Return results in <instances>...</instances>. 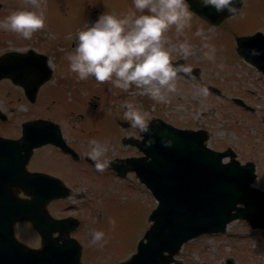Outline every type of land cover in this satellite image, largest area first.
Here are the masks:
<instances>
[{
	"label": "rangeland",
	"instance_id": "rangeland-1",
	"mask_svg": "<svg viewBox=\"0 0 264 264\" xmlns=\"http://www.w3.org/2000/svg\"><path fill=\"white\" fill-rule=\"evenodd\" d=\"M13 3L20 4L21 9H28L29 4V9L35 8L31 0H14ZM40 3L46 30L62 41L57 52L53 45L44 48L47 54L56 52L57 57L56 61L48 56L51 67L56 69L49 83L62 91L69 89L73 101H67L75 106L79 104L81 110L86 108L81 112L83 116L77 113L70 119L71 130L73 128L75 133L70 131L68 138L87 157L92 158L94 142L106 146L101 160L141 153L136 147L119 142L121 136H139V128L124 115L125 105L131 101L147 111L150 119L161 117L177 126L207 129L210 146L216 149L232 147L242 162L252 160L256 163V182L259 181L261 186L258 187L264 189V74L241 59L235 41V35L251 32L257 26L264 32V0H248L241 13L222 27L209 25L191 11L190 26L182 33L176 32L175 25L170 26L165 33V44L172 59H185L188 65L199 67L201 73L195 81L178 75L176 90L165 91L161 100H154L135 84L121 89L110 81H97L94 77L81 80L69 66L67 54L74 50L73 37L88 26L85 25L88 20L95 21L106 10L120 16L131 11L139 14L134 0H40ZM199 27L205 29L209 37L207 42L215 46L214 59L204 55V41L195 34ZM39 32L40 29L31 38L24 39L23 47L30 42L42 49L44 44L55 40ZM181 41L191 46L189 54L185 55L179 48ZM210 84L219 92L209 89ZM201 86L207 88L206 93L201 91ZM232 96H243L257 109H245L235 103ZM45 106L39 104L40 115L65 113H59L61 107L58 111L57 103H52L50 111H46ZM62 157L47 147L39 153L38 164L54 172L65 169L63 174L66 175L73 167L64 163ZM80 164L91 167L87 161ZM77 171L74 168L72 176L81 174L83 177L71 181L72 195L59 203V207L53 206L52 213L74 214L82 219L77 235L83 244V264H114L136 250L137 242L150 225L149 217L157 201L134 174L122 179L109 173L107 167L100 171L94 165L88 171L78 174ZM18 229L19 239L33 246L39 244L28 223H20ZM96 230L105 233L101 242L94 239ZM176 258L188 264H230V261L231 264H264V231L252 229L245 220H234L223 234L203 235L186 242Z\"/></svg>",
	"mask_w": 264,
	"mask_h": 264
},
{
	"label": "water",
	"instance_id": "water-1",
	"mask_svg": "<svg viewBox=\"0 0 264 264\" xmlns=\"http://www.w3.org/2000/svg\"><path fill=\"white\" fill-rule=\"evenodd\" d=\"M187 2L190 9L213 25H218L232 15L227 10L218 12L212 5H202L200 0ZM235 2L240 10L243 0ZM236 39L240 55L264 71V34L259 31L252 35L237 36ZM253 49L257 50L256 53ZM13 55L22 59L23 66L20 69L15 66L5 68L0 76H10L33 88L49 78L50 70L45 56L33 51ZM13 55L9 54L0 60L5 62ZM29 60H34L38 65L36 72L41 74L38 81L33 79L32 73L24 65ZM173 63L183 64L181 61ZM185 74L197 76L195 71ZM149 126L155 137L154 143L147 145L145 140L148 134L141 130L142 139L130 140L146 155L113 162V167L121 174L135 170L159 200L150 217L154 222L139 242L137 253L120 264H186L176 261L174 255L191 238L203 233L225 231L227 224L239 217L246 219L254 228L264 227V191L251 186L256 178L253 162L242 164L230 149L217 151L207 146L208 133L205 129L179 128L160 118H154ZM50 138L51 135L40 132L38 144L48 142ZM169 139L172 143L166 144L165 140ZM227 155H231V160L223 162ZM39 178L40 193L45 194H40L35 203L38 205V214H41L51 198L52 188H44L45 183L41 179L45 178L42 175ZM54 191V195L68 192L64 185L56 187ZM30 203L25 204V209L27 205V209L32 206ZM239 203L244 206H239ZM17 210L12 207L10 211L8 209L7 215ZM23 213L25 217L32 218L41 231L42 248L32 249L20 243L12 229L0 230V264H81V247L76 240L68 238L61 242L52 236L54 230L69 232L62 228V221L49 219V228L47 222L44 224L41 220V215L33 216L32 211Z\"/></svg>",
	"mask_w": 264,
	"mask_h": 264
},
{
	"label": "clouds",
	"instance_id": "clouds-1",
	"mask_svg": "<svg viewBox=\"0 0 264 264\" xmlns=\"http://www.w3.org/2000/svg\"><path fill=\"white\" fill-rule=\"evenodd\" d=\"M34 9H19L0 20V26L31 38L33 33L45 25V14L40 0H32ZM202 5H212L218 12L227 10L237 14L240 10L235 0H200ZM134 8L125 16L104 11L95 21L79 30L74 39V50L67 54L70 69L81 80L94 77L97 81H110L121 89L135 84L154 100H161L165 91H175L179 73H191L190 65L174 64L172 55L166 47L165 33L170 26H176V32L182 33L191 23V12L187 0H134ZM39 9V10H37ZM204 41V55L215 58V46L210 45L205 29L199 27L195 33ZM179 48L187 55L191 46L181 41ZM256 49L253 52L256 53ZM222 67V65H221ZM206 93L207 88L201 86ZM125 117L142 133H147V145L155 142L149 126L147 111L129 101L125 105ZM166 144L172 141L165 140ZM103 143L94 142L90 155L95 167L103 171L106 160H101L106 151ZM254 186H261L259 181ZM105 236L103 230H96L94 239L101 242Z\"/></svg>",
	"mask_w": 264,
	"mask_h": 264
},
{
	"label": "flooded vegetation",
	"instance_id": "flooded-vegetation-1",
	"mask_svg": "<svg viewBox=\"0 0 264 264\" xmlns=\"http://www.w3.org/2000/svg\"><path fill=\"white\" fill-rule=\"evenodd\" d=\"M14 0H0V20H4L9 13L21 9L20 4L13 3ZM32 2V0H31ZM14 4V5H12ZM28 9L30 7L27 6ZM39 35H44L52 38H58V35H54L46 30L45 25L40 29ZM24 38L20 33L14 32L11 29H5L0 26V56L12 52V51H26L28 49H35L37 51H43L39 46H33L30 42L23 47ZM52 46V43L44 44ZM68 81V79H65ZM43 84L38 90L37 96L31 99L25 91V88L15 82L10 77H4L0 79V183L8 182L10 184L9 192H0V198H31L33 195H29L23 191L21 186L24 181L23 176L29 175V173L46 171L57 177H60L64 181H74L79 179V175L74 174V168H76L77 174L85 172L88 168L87 165L82 166L80 163H84L88 160L87 156L80 151L76 143L70 141V119L79 113L78 111H69L64 114L46 113V115L39 114V104L43 103L46 105L44 109L50 111V103H55L57 100L62 99L58 96V88L52 83ZM60 101V100H59ZM59 113H63L60 111ZM39 118L51 119L59 122L62 126L63 132L67 138L68 144L75 150L74 153L64 151L62 148L55 145L49 144L38 147H31L29 143L23 141V127L24 124ZM85 123L81 122V125ZM75 124H72L74 127ZM85 129V128H83ZM69 137V138H68ZM47 147L52 148L58 155L63 156L62 160L66 164H70L73 169H69L68 174H63V170L59 169L60 172H54L53 170L41 169L39 161V153L45 150ZM89 161V160H88ZM91 162V161H89ZM92 163V162H91ZM95 164V163H93ZM61 201V200H59ZM55 200L50 204L59 202ZM66 215L56 216L64 217ZM21 222L16 224V229ZM30 225V223H29ZM39 237V235L37 234ZM40 239V237H39Z\"/></svg>",
	"mask_w": 264,
	"mask_h": 264
},
{
	"label": "bare ground",
	"instance_id": "bare-ground-1",
	"mask_svg": "<svg viewBox=\"0 0 264 264\" xmlns=\"http://www.w3.org/2000/svg\"><path fill=\"white\" fill-rule=\"evenodd\" d=\"M89 23H91V22H89Z\"/></svg>",
	"mask_w": 264,
	"mask_h": 264
}]
</instances>
